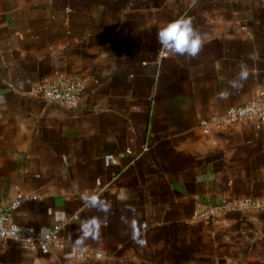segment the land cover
Wrapping results in <instances>:
<instances>
[{
	"label": "crops",
	"instance_id": "crops-1",
	"mask_svg": "<svg viewBox=\"0 0 264 264\" xmlns=\"http://www.w3.org/2000/svg\"><path fill=\"white\" fill-rule=\"evenodd\" d=\"M179 17L192 18L203 47L160 58L157 32ZM241 64L250 75L233 90ZM63 73L85 78L76 108L30 94ZM221 90L232 94L219 100ZM260 90L264 0H0V206L41 233L78 214L46 254L0 239V264H264V209L192 218L198 201L264 199V124L201 126ZM144 143L133 163L103 162ZM84 192L111 203L106 218ZM19 194L36 199L10 209ZM93 216L100 239L76 249Z\"/></svg>",
	"mask_w": 264,
	"mask_h": 264
},
{
	"label": "built area",
	"instance_id": "built-area-1",
	"mask_svg": "<svg viewBox=\"0 0 264 264\" xmlns=\"http://www.w3.org/2000/svg\"><path fill=\"white\" fill-rule=\"evenodd\" d=\"M167 55L166 51L160 50L159 57ZM85 86V78L78 74H58L54 76H44L40 78L30 94L41 98L47 104L60 105L65 108H76L79 97ZM249 119H256V127L264 124V90H260L256 98L244 102L238 106L227 108L220 114L211 116L208 120L201 121V126L206 129H218L233 125L238 122ZM148 149V144L144 143L141 149L134 152L130 149L117 154H105L103 162L106 166L116 164L125 155H130V163H133ZM117 175H113L115 179ZM100 185V180L96 181ZM36 199L35 195H17L10 204V209H15L19 204ZM243 209H264V199L241 198L232 202H222L220 204H211L206 201H198L195 204L192 218L194 220H206L214 218L218 214H224L231 210ZM78 214L63 222L52 225L49 231L41 233L30 226H22L13 222L7 210L0 206V230L3 235L0 239H9L24 249L39 251L43 254L51 252L52 249H60L64 246L60 233L70 220H76ZM81 255V254H80Z\"/></svg>",
	"mask_w": 264,
	"mask_h": 264
},
{
	"label": "clouds",
	"instance_id": "clouds-1",
	"mask_svg": "<svg viewBox=\"0 0 264 264\" xmlns=\"http://www.w3.org/2000/svg\"><path fill=\"white\" fill-rule=\"evenodd\" d=\"M157 39L163 50L166 52L195 58L199 55L204 39L201 33L194 27L191 17H179L163 27L159 28L157 32ZM250 71L246 64L239 66V72L236 78L231 81L230 88L239 90L243 87V83L248 79ZM232 93L228 90H221L216 93V98L219 100H227ZM82 201L97 212L104 213L105 218L111 211V203L102 198L98 193L84 192L81 193ZM104 226V220L99 216H93L79 225V234L74 241L76 249L85 250L86 241L89 239L99 240L101 236V229ZM147 232V226L144 227V233ZM3 231L0 230V236ZM142 233L133 230L132 237L134 241L140 246H147V240L141 238ZM72 257H69L71 259Z\"/></svg>",
	"mask_w": 264,
	"mask_h": 264
}]
</instances>
